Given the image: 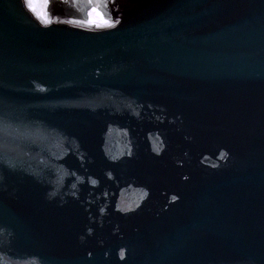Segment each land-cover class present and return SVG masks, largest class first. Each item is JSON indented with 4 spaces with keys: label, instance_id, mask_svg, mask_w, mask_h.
<instances>
[{
    "label": "water",
    "instance_id": "1",
    "mask_svg": "<svg viewBox=\"0 0 264 264\" xmlns=\"http://www.w3.org/2000/svg\"><path fill=\"white\" fill-rule=\"evenodd\" d=\"M32 5L0 0V264H264V0Z\"/></svg>",
    "mask_w": 264,
    "mask_h": 264
},
{
    "label": "snow or ice",
    "instance_id": "2",
    "mask_svg": "<svg viewBox=\"0 0 264 264\" xmlns=\"http://www.w3.org/2000/svg\"><path fill=\"white\" fill-rule=\"evenodd\" d=\"M26 6L29 7L31 10L35 11V8L32 5V0H25ZM43 23L48 24L50 23V20L46 17H41ZM114 26V25H113Z\"/></svg>",
    "mask_w": 264,
    "mask_h": 264
}]
</instances>
